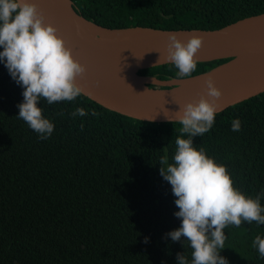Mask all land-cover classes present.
<instances>
[{
  "label": "trees",
  "instance_id": "trees-1",
  "mask_svg": "<svg viewBox=\"0 0 264 264\" xmlns=\"http://www.w3.org/2000/svg\"><path fill=\"white\" fill-rule=\"evenodd\" d=\"M72 1L84 18L113 30H217L264 14V0ZM227 61L197 63L187 77ZM177 72L170 63L140 74L168 80ZM23 91L0 62V264H178V253L191 261L186 238L167 236L182 221L159 165L164 155L173 163L182 125L135 121L81 95L51 105L40 100L54 125L40 139L18 118ZM77 108L87 115L72 117ZM234 119L240 131L232 130ZM193 147L224 165L246 197L259 195L264 208V93L216 114ZM223 231L220 256L228 264H264L252 246L264 238V225L242 221Z\"/></svg>",
  "mask_w": 264,
  "mask_h": 264
},
{
  "label": "clouds",
  "instance_id": "clouds-1",
  "mask_svg": "<svg viewBox=\"0 0 264 264\" xmlns=\"http://www.w3.org/2000/svg\"><path fill=\"white\" fill-rule=\"evenodd\" d=\"M57 33L55 27L45 23V16L35 3L0 0V62L24 89V100L17 106L18 118L40 139H47L54 130L53 123L42 116L43 110L37 106L40 100L45 99L49 105L71 102L84 93L77 79H83L86 68L73 58L71 49ZM168 40L167 54L160 55L159 61L171 62L178 69L177 79L190 76L196 70L194 57L202 48L203 39L192 36L185 43L173 34ZM205 84L206 96L180 106L177 112V122L182 127L175 139L173 163H169L167 155L159 161L160 175L176 197L179 211L174 215L182 221L167 236L173 242L186 238L192 249L191 261L185 254H177L178 264H228L220 256L227 238L223 230L229 225L239 227L242 221L264 225L260 196L246 197L234 187L224 165L208 157L203 148L193 147V137L202 136L213 127L217 100L222 96L210 74ZM71 115L83 117L87 113L77 108ZM92 115L97 113L93 111ZM231 126L233 131H240V120L234 119ZM185 134L187 139L182 138ZM252 246L264 258V238L256 236Z\"/></svg>",
  "mask_w": 264,
  "mask_h": 264
},
{
  "label": "water",
  "instance_id": "water-1",
  "mask_svg": "<svg viewBox=\"0 0 264 264\" xmlns=\"http://www.w3.org/2000/svg\"><path fill=\"white\" fill-rule=\"evenodd\" d=\"M45 16V23L58 30L71 49L73 58L85 66L77 83L85 97L126 118L153 124L177 122L180 106L206 96L205 80L210 74L222 96L216 114L264 93V14L248 17L217 30H164L150 27L108 29L80 15L72 0H29ZM63 5L72 17L96 27L102 34L116 31L110 38L82 39L64 25L58 7ZM80 21V20H79ZM256 22V23H254ZM182 42L192 36L203 39L194 57L197 63L228 59L212 70L183 79L162 80L141 75L140 71L170 64L159 57L167 54L169 35ZM159 61V62H158ZM233 65H237L236 68ZM234 75H230L231 71ZM215 114V115H216ZM154 118V119H153Z\"/></svg>",
  "mask_w": 264,
  "mask_h": 264
},
{
  "label": "bare ground",
  "instance_id": "bare-ground-1",
  "mask_svg": "<svg viewBox=\"0 0 264 264\" xmlns=\"http://www.w3.org/2000/svg\"><path fill=\"white\" fill-rule=\"evenodd\" d=\"M57 13L60 15L65 27L72 32L73 34H79L81 33L82 39H96L98 34L101 36V38H110L116 35V31H111L110 33L106 32L102 34L96 27L91 26L85 22H83L81 19L77 20L78 18L72 17V14L69 10H67L63 5L58 7ZM258 22L264 24V18L259 19ZM256 23V22H254ZM234 68L237 67V65H233ZM231 71L230 75H234L235 71L229 69ZM158 78V77H157Z\"/></svg>",
  "mask_w": 264,
  "mask_h": 264
}]
</instances>
